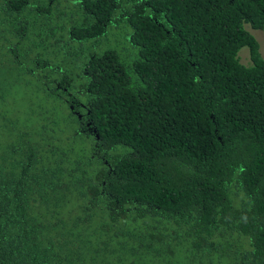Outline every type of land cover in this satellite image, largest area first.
Masks as SVG:
<instances>
[{
	"label": "trees",
	"instance_id": "trees-1",
	"mask_svg": "<svg viewBox=\"0 0 264 264\" xmlns=\"http://www.w3.org/2000/svg\"><path fill=\"white\" fill-rule=\"evenodd\" d=\"M263 27L264 0H0V264H264Z\"/></svg>",
	"mask_w": 264,
	"mask_h": 264
},
{
	"label": "rangeland",
	"instance_id": "rangeland-1",
	"mask_svg": "<svg viewBox=\"0 0 264 264\" xmlns=\"http://www.w3.org/2000/svg\"><path fill=\"white\" fill-rule=\"evenodd\" d=\"M254 38L256 39L258 43V49L261 54V56L264 58V27L260 30L252 31ZM239 59L241 62L246 63L248 61V56H247V50L246 48H241L239 53Z\"/></svg>",
	"mask_w": 264,
	"mask_h": 264
}]
</instances>
